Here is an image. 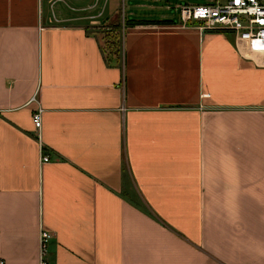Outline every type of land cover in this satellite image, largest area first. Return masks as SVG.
I'll return each instance as SVG.
<instances>
[{"label": "crops", "instance_id": "crops-1", "mask_svg": "<svg viewBox=\"0 0 264 264\" xmlns=\"http://www.w3.org/2000/svg\"><path fill=\"white\" fill-rule=\"evenodd\" d=\"M181 1L65 0L54 23L0 0L4 264H40L42 230L50 264H264V53L182 28ZM119 7L149 24L106 54L87 26Z\"/></svg>", "mask_w": 264, "mask_h": 264}, {"label": "built area", "instance_id": "built-area-1", "mask_svg": "<svg viewBox=\"0 0 264 264\" xmlns=\"http://www.w3.org/2000/svg\"><path fill=\"white\" fill-rule=\"evenodd\" d=\"M43 0H38L39 6ZM51 20L59 23L53 10L65 0H46ZM99 7L97 16H101L104 6L99 5V0L87 8L77 9L68 7L74 13L86 12ZM176 10L179 14L182 28L196 27L202 32H230L240 42L246 43L250 51L264 53V0H211L202 5H181ZM51 22V21H50ZM28 103H34L35 109L31 115V122L36 131L42 126L44 109L34 94ZM48 157L42 158L47 163ZM52 239L51 233L42 230L39 237L40 264H50L47 261L48 247ZM0 264H4L0 260Z\"/></svg>", "mask_w": 264, "mask_h": 264}, {"label": "rangeland", "instance_id": "rangeland-1", "mask_svg": "<svg viewBox=\"0 0 264 264\" xmlns=\"http://www.w3.org/2000/svg\"><path fill=\"white\" fill-rule=\"evenodd\" d=\"M206 1L208 0H182L181 3L183 4L185 2L190 5H202L205 4ZM45 12L46 8L44 3L43 13ZM124 17L126 18V15H124L123 9L119 7L112 16L87 26L91 33L95 34L100 39L102 48L106 54L121 51L123 32L127 27Z\"/></svg>", "mask_w": 264, "mask_h": 264}, {"label": "trees", "instance_id": "trees-1", "mask_svg": "<svg viewBox=\"0 0 264 264\" xmlns=\"http://www.w3.org/2000/svg\"><path fill=\"white\" fill-rule=\"evenodd\" d=\"M159 23H162V24H169L171 23L170 21H161ZM128 25H142V24H149L147 22H137V21H133L131 23H127Z\"/></svg>", "mask_w": 264, "mask_h": 264}]
</instances>
